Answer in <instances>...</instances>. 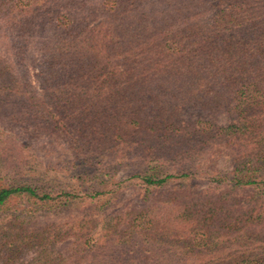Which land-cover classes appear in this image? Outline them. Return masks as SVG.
<instances>
[{
    "label": "trees",
    "instance_id": "trees-1",
    "mask_svg": "<svg viewBox=\"0 0 264 264\" xmlns=\"http://www.w3.org/2000/svg\"><path fill=\"white\" fill-rule=\"evenodd\" d=\"M186 96L207 114L182 118ZM225 108L235 121L213 122ZM5 110L38 120L11 131L16 139L67 141L62 168L74 182L58 193L0 185V210L18 197L30 215L94 204L95 218L31 234L36 260L74 238L81 253L101 244L88 264H264V203L236 217L223 195L187 198L204 180L264 194V0H0V119ZM223 144L232 168L202 169ZM113 164L132 170L112 180ZM174 182L185 199L165 196ZM125 184L144 204L112 212Z\"/></svg>",
    "mask_w": 264,
    "mask_h": 264
},
{
    "label": "rangeland",
    "instance_id": "rangeland-1",
    "mask_svg": "<svg viewBox=\"0 0 264 264\" xmlns=\"http://www.w3.org/2000/svg\"><path fill=\"white\" fill-rule=\"evenodd\" d=\"M212 4H216V0H211ZM50 3V2H48ZM47 5V4H45ZM212 14H207L201 18L203 23L211 22ZM27 66L29 74L33 77L35 83H37L36 74L40 71L39 57H29L27 60ZM41 90V88H39ZM194 97H188L184 99L187 103L181 102L179 111L181 117L185 120H195L199 116L207 114L201 111L197 107L193 106ZM174 101V99H171ZM6 117L0 119V185H13L23 181L33 182L35 185L52 190L54 193H58L61 190L68 191V188L73 184L74 180L67 174L66 170L62 166H67V159L64 157V147L67 146V141L62 139H56L54 145L50 143H44L41 139H29L27 137H21L16 139L10 134V132L20 133L22 127H29L28 124H35L38 120L26 122L24 120L16 122L13 116L23 117V112H12L15 110H5ZM53 112L56 113L55 109ZM2 113V112H1ZM15 113V115H13ZM236 115L233 112H228L225 109L217 111L211 114V120L219 125H227L235 121ZM15 123V124H14ZM28 123V124H27ZM4 129L8 131L3 132ZM26 144V146H22ZM204 159L201 161L202 169H231L233 166L234 158L230 148L225 144L221 145L219 151H215L211 154L204 153ZM104 164H110L106 162ZM111 172L108 178L122 179L126 178L131 172V168L124 167L116 168L115 164L111 168H108ZM100 175V171H97ZM110 180V181H112ZM201 181V180H200ZM205 182V180H204ZM204 182L191 186L188 189V197L194 198L193 200H206L218 198L219 195H223V201L229 202L228 206L236 208L235 216H239L246 211L250 210L256 205L260 206L264 203V194H256L253 198V194L256 191L246 189H234L230 188H209L207 189ZM176 182L172 183L165 193H155L156 197H160L162 194L165 196L181 194L183 189L180 186L173 187ZM182 190V191H181ZM177 193V194H176ZM154 194V197H155ZM186 194V193H185ZM186 195L181 194L180 198L185 199ZM253 199V200H252ZM187 200V199H186ZM115 208L112 212L120 211L121 208L126 206H142V194L138 189L124 185L121 191L116 197ZM28 201L23 198H14L11 200L8 206L0 210V264H88L90 261L98 259V253L102 250H98L101 246L93 248L92 251H75L72 249L74 246V238L59 242L54 247L48 245L49 252L40 260H36L37 251L35 247H25L24 243L28 241L31 234H46L55 230V226L64 224L71 219H80L83 221L89 220L90 217L95 218L94 204L90 203V200L83 201L79 199V204L74 208H64L59 206L51 210H44L39 207L38 211L34 215L26 214L23 212ZM257 206V207H258ZM260 208V207H259ZM84 223V222H83ZM20 242H22L20 244ZM22 246L15 250H10L11 244ZM94 243V242H93ZM94 246V245H93ZM35 259V260H34Z\"/></svg>",
    "mask_w": 264,
    "mask_h": 264
}]
</instances>
